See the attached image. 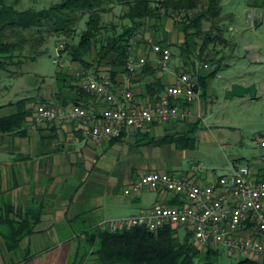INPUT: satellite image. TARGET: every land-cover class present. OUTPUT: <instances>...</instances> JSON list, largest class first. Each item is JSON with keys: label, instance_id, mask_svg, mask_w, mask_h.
Returning <instances> with one entry per match:
<instances>
[{"label": "crops", "instance_id": "1", "mask_svg": "<svg viewBox=\"0 0 264 264\" xmlns=\"http://www.w3.org/2000/svg\"><path fill=\"white\" fill-rule=\"evenodd\" d=\"M172 21L169 19L167 22L169 35L157 30L158 27L154 25L158 22L155 20L149 22L155 30L143 26L146 28L143 34L145 40H135L132 54L136 59L145 57L147 62L131 75L119 72L113 78L114 88L121 99L125 90L132 89L138 104H155L164 94L163 88L174 85L178 74L186 69L183 58L179 57L181 63L176 60L174 62L173 54L171 70H162L160 56L152 48L153 43H161L180 49L185 34L175 28ZM81 65L74 63L69 73L76 76L79 70L86 68ZM95 67L86 69L99 77L110 74V66L107 64ZM194 75L198 78L195 72ZM54 81L47 86L41 85L36 95L28 97L36 100L40 98L46 103L57 105H63L65 100L76 101L98 115L109 105L94 93L89 97L76 93L77 80L73 86L65 87V96L58 99L56 93L60 88L57 74ZM149 83H156L155 88H161L162 93L148 92ZM210 95L212 96L211 93ZM19 100L10 104L1 103L0 107H4L0 109V117L15 112V103ZM182 105H187L192 110V115L186 120L190 124L198 122L202 116L201 99L198 98L191 104L182 102ZM7 106L15 109L4 113ZM36 106V101L28 105L34 109V113L28 117L23 135L0 132V207H12L13 217L29 216L34 224V232L26 235L13 251L8 249L0 234V264H104L94 253V247L88 245L86 232L97 229L104 220L124 217L109 216L107 210L110 205L121 207L126 202L123 197L131 196L129 203L135 210L128 215L131 216L141 214L159 203L172 204L176 199L182 200L167 190L144 189L138 193L126 194L125 190L141 176L152 171L167 172L188 177L203 185L219 178L210 173L200 176L183 167L186 160L184 153L195 149L197 143L193 148L180 147L176 143H153V140L165 135L187 133H191L198 141L195 134L202 128L201 123L197 129L187 125L186 120L156 122L143 127L131 126L124 130V136L119 141L96 143L87 136L81 122L60 125L38 121ZM136 130L138 136L134 134ZM146 148L150 149L149 154L142 151ZM154 148L164 150L155 152ZM114 149L117 154L110 157L108 152ZM257 159L256 163L247 160L246 165L252 166L249 167L253 178L262 179L264 154ZM237 166L239 165L233 162L231 168Z\"/></svg>", "mask_w": 264, "mask_h": 264}, {"label": "trees", "instance_id": "2", "mask_svg": "<svg viewBox=\"0 0 264 264\" xmlns=\"http://www.w3.org/2000/svg\"><path fill=\"white\" fill-rule=\"evenodd\" d=\"M103 1L63 0L50 8L19 10L7 0H0V90L3 73L10 72L12 65L20 64L16 59L23 55L27 41L23 31L36 29L40 32L45 27H50L70 36L75 30V24L85 15L89 17L79 42L67 43L63 52L67 50L72 61L80 62L86 68H94L96 63L95 68L103 64L109 65L112 78L119 72L133 74L128 69V61L132 56V41L146 25L147 19L160 20L171 17L180 23V29L185 34V40L180 44V56L186 66L190 65L191 71L195 69V65H191L195 63L194 55L203 58L205 51L212 44L228 41L222 34L224 32L221 22L222 0H116L127 7L122 17L128 22L122 27L113 22L105 23L103 13L107 9L103 7ZM206 23H210L209 29L205 28ZM15 35L19 36L18 39H13ZM198 39L202 42L199 43ZM40 48V42L33 41L30 52L33 56L38 55L41 52ZM217 71L200 75L199 86L205 87L208 78ZM57 80L60 88L56 93L58 99L65 96L64 88L73 86L76 80V93L82 97L92 96L91 92L81 87V78L77 75L60 70L57 73ZM156 85L147 84L148 92H161L162 89L155 88ZM163 89L165 93L167 88ZM32 101L36 99L22 98L15 103L17 105L15 112L0 117V132L23 135L28 117L34 113V109L28 107ZM69 104L80 103L69 100L63 103ZM192 126L198 128L200 123L196 122ZM123 136L124 132L122 136L112 140L119 141ZM153 141L158 145L176 143L177 146L186 148H193L197 143L191 133L165 135ZM179 201L176 199L171 205L182 203V200ZM13 211L12 207H0V234L11 251L19 247L26 235L34 232V224L31 223L29 216L20 215L16 218L12 216ZM182 228L184 227L169 225L158 232H152L146 226H134L117 231L98 227L86 232V240L88 245L94 247V253L104 264H216L219 249L213 244L201 249L193 240V232L188 227L185 228L184 239H181L179 231ZM237 264L262 263L258 259L245 258L239 260Z\"/></svg>", "mask_w": 264, "mask_h": 264}, {"label": "rangeland", "instance_id": "3", "mask_svg": "<svg viewBox=\"0 0 264 264\" xmlns=\"http://www.w3.org/2000/svg\"><path fill=\"white\" fill-rule=\"evenodd\" d=\"M7 1L19 10L28 8L41 10L50 8L63 0ZM110 1H103V7L107 9L103 13L104 21L105 23L113 22L122 27L128 22L122 17L127 7L116 0ZM222 3H224L221 16L224 27L222 34L228 41L212 44L205 51L203 58L194 55L195 63L191 64L195 65L194 71H191L190 65L186 66L183 71L197 78L192 74L193 72L199 77L218 70L215 75L208 78L205 87L198 85L199 98L203 104L202 116L199 117L198 122L202 124V128L195 134L198 146L184 153L186 160L183 165L186 170H192L197 175L206 176L210 173L217 178L230 173L233 162L237 165L248 164L247 160L256 163L257 158L264 154L262 146L264 140V0H222ZM88 17L89 15L80 17L70 36L50 27H45L40 32L36 29L23 31V36L27 38L25 50L22 52L23 55L16 59L20 64L12 65L10 72L3 73L0 104H10L18 99L36 95L41 85L47 86L55 82V76L59 70L70 72L74 63L80 65V62L71 60L67 50L63 52L65 47L61 51V60L65 65L60 66L55 58L58 57V47L61 44L66 46L67 43L79 42L81 33L86 28ZM178 18L181 17L178 16ZM169 19L173 20L175 28L181 30L180 23L171 17L160 20L147 19L145 24L152 30H155L154 26H157L161 34L169 35L170 31L167 30ZM152 20L158 22L159 25H150L149 22ZM205 28L209 29L210 23H206ZM145 29L142 27L138 32L140 35L138 40H145L143 36ZM18 37L15 35L13 39H18ZM33 41L40 42L41 46V52L35 56L30 52ZM198 42L201 43L202 40L198 39ZM171 49L174 62L176 60L181 63L182 60L179 58L181 50L179 48L177 50L175 46ZM234 83L256 84L257 96L253 98L250 94H245L227 97V88ZM43 103L46 102L40 98L36 100L37 105ZM12 109L14 110L15 107L7 106L4 113L12 112ZM186 124L193 125L188 120ZM134 134L138 136V131H134ZM157 150L164 149L154 148L155 152ZM142 151L149 154L150 149L146 148ZM116 152L117 150L114 149L108 154L112 157ZM249 166L252 168L251 165ZM123 199L126 202L125 205L121 204V207L110 205L107 210L109 216H128L134 213L135 210L129 203L131 196H125ZM179 233L181 239H184L185 228L180 229ZM213 246L219 247L216 264H237L240 260L239 257L233 256L226 246L222 244Z\"/></svg>", "mask_w": 264, "mask_h": 264}, {"label": "built area", "instance_id": "4", "mask_svg": "<svg viewBox=\"0 0 264 264\" xmlns=\"http://www.w3.org/2000/svg\"><path fill=\"white\" fill-rule=\"evenodd\" d=\"M152 48L160 56L162 70L170 71L173 57L171 47L153 43ZM63 49L64 45L61 44L55 58L60 66L65 65L61 60ZM146 62L145 57L136 59L132 54L128 61L129 72H136ZM77 76L81 78L85 90L109 104L101 115L81 104L43 103L37 106L36 118L60 125L81 122L87 136L96 143L120 137L131 126L184 121L192 115V110L182 102L191 104L199 98L198 79L186 72L178 74L177 82L167 88L158 102L144 105L136 102L132 89L125 90L121 99L114 88L111 74L99 77L82 68ZM144 189L167 190L180 197L183 203H159L138 215L104 220L99 227L117 231L146 226L152 232L169 225L188 227L201 249L210 244H222L237 257L264 260V179L253 178L248 165L233 167L230 173L206 185L188 177L152 171L136 180L125 193H138Z\"/></svg>", "mask_w": 264, "mask_h": 264}, {"label": "water", "instance_id": "5", "mask_svg": "<svg viewBox=\"0 0 264 264\" xmlns=\"http://www.w3.org/2000/svg\"><path fill=\"white\" fill-rule=\"evenodd\" d=\"M257 91L256 84L245 85L243 83H234L229 89H227L226 96L233 97L235 95L250 94L255 98L257 96Z\"/></svg>", "mask_w": 264, "mask_h": 264}]
</instances>
